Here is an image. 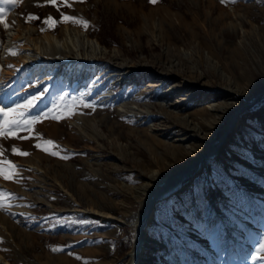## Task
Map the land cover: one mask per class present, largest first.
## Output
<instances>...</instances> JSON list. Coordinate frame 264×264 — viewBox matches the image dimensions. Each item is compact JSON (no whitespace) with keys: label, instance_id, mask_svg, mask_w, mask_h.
Returning <instances> with one entry per match:
<instances>
[{"label":"rangeland","instance_id":"obj_1","mask_svg":"<svg viewBox=\"0 0 264 264\" xmlns=\"http://www.w3.org/2000/svg\"><path fill=\"white\" fill-rule=\"evenodd\" d=\"M67 2L0 3L9 26L0 25V107L43 93L31 114L57 102L52 115L62 117L18 134L30 139L0 137V159L21 169V179L0 178V189L14 194L5 197L13 206L0 211V257L130 264L139 235L136 264H252L264 236V0ZM61 13L88 27L42 22ZM28 14L40 19L26 22ZM19 27H34L36 37L79 28L102 46L80 52L81 40L68 36L69 64L51 78L42 69L39 78L19 68L22 41L11 48L18 55L4 54L5 34ZM65 94V103L83 96L96 105L69 115L73 109L59 107ZM172 184L138 229L150 196ZM63 245L71 247L51 250Z\"/></svg>","mask_w":264,"mask_h":264},{"label":"snow or ice","instance_id":"obj_2","mask_svg":"<svg viewBox=\"0 0 264 264\" xmlns=\"http://www.w3.org/2000/svg\"><path fill=\"white\" fill-rule=\"evenodd\" d=\"M20 0H0V3L7 4L11 3L13 6H15L17 3H19ZM48 3L51 4H57V0H47ZM78 2H85V0H78ZM222 4L225 3H235L236 0H220ZM150 3H157V0H150ZM64 4L68 7H71V4L67 2V0H64ZM59 7V5H57ZM4 8L0 7V25H3L5 30L8 29V24L5 21V18L3 16ZM34 19H40L39 17L34 16L33 14H28V18L26 19V22H29ZM49 21L53 25L61 23V22H68L71 21L75 24H80L83 27H88V21L84 20L83 18L79 17H73L68 16L64 13H61V20H56L54 17H46L43 19L44 24H48ZM14 23V22H13ZM44 29L42 28L41 31ZM9 54L11 55H18L19 53L15 48L9 49ZM8 67H13L12 65H8ZM47 91V90H45ZM43 93H40V96H42ZM65 94L64 96L59 97V107L62 108L64 111H68L69 108L73 109L72 112L69 113V115L75 114L74 109L77 106L82 105L83 107L87 108H93L96 105L95 101L92 102H86L84 100V97H73L71 104L65 103ZM40 96H32L30 98H25L24 101L15 103L12 107H0V137L8 138V137H14L19 139H30L32 138L31 135L29 136H18V134L23 132H29L31 129H33V126L39 122L42 121L44 118H51L55 120H59L62 117L59 115H52V112L54 110H57L58 103L54 102L52 105V108L48 110H41L35 115H32V110L37 107L34 101H38L40 99ZM39 138V137H38ZM47 145H53L54 142L51 140H47L45 142ZM37 149H42L46 152L49 151L48 148H42V145L40 143H36L34 145ZM58 147V146H57ZM3 149L0 148V155H3ZM12 153L18 154L20 156H28L30 153L24 152L22 150H18L15 146L11 149ZM50 154L53 156H56L58 153L57 151H50ZM67 156H62L61 159H67ZM18 171H21L17 165L12 163L11 161H6L3 159H0V178H3L4 180H17L21 179L16 175ZM5 197H7L9 200H11L14 197L13 193L6 192L5 190L0 189V211H6L8 208L12 207V204H6L5 203ZM30 207H34L35 205H29ZM11 215H16V213H11ZM20 215H23L21 213ZM80 224H88V223H95L93 221L89 220H80L78 221ZM55 226V225H53ZM0 242L2 241V238H0ZM65 247H71V245H63V246H56L51 247L52 251H63ZM69 255H72L71 252L68 253ZM77 259H82L81 257L77 256ZM249 259L252 261V264H264V236H261L260 240L257 242V245L253 247V251L249 256ZM85 264H88L86 261Z\"/></svg>","mask_w":264,"mask_h":264},{"label":"bare ground","instance_id":"obj_3","mask_svg":"<svg viewBox=\"0 0 264 264\" xmlns=\"http://www.w3.org/2000/svg\"><path fill=\"white\" fill-rule=\"evenodd\" d=\"M67 28L68 29L63 28L59 32V34H55L53 32L47 31L44 34H41L37 37L35 36L36 29L34 27H30L26 29H20V27L19 29H10L5 34V44H4L5 53L4 54H6V51L11 49L14 46V43L16 41H19V42L22 41L20 42L21 48H22V52H25V54H22L20 58L19 68L21 70L26 69L27 72L33 76H39L43 69L45 70V76H47L48 78H51L54 75H56L57 72H61L64 65L69 64V62L65 60L66 52L68 53V51L63 50L62 48V45H64L63 42L66 41L68 36L70 35L77 36L81 40L83 47H81L80 52L85 48V46L87 47L85 49L86 52H91V51H88V49L90 48L95 49L98 46H102V43L98 39L92 38L86 30H81L79 28H73V29H69V27ZM72 50H69V51H72ZM103 53H106V52H103ZM119 53L123 54V51L119 50ZM4 57H5L4 62L6 65V75L7 77H11L13 73L11 69H9L8 67L9 57H7V55H5ZM86 66L92 67L93 64L91 63L86 64ZM48 69H50V71H47ZM39 78H42V76H39ZM1 92L2 91H0V93ZM206 155H209V154H205V156L202 155L201 159H205ZM183 185L186 186V184H183ZM176 187L178 186L172 184L170 186H167L164 188L162 187L154 191L153 195L150 196L147 202L148 203L147 210H145L139 217L140 220L137 222L138 229L143 228L145 222L149 219L150 216H149L148 210L151 207V205H153L159 199L160 196L161 197L165 196L167 193H169ZM183 189H187V188H184L182 186V190ZM110 219L115 220L112 217ZM234 238L237 242L240 241L238 235ZM142 245H143V240L138 235L136 239L134 240L133 248L130 251V255L132 257L130 264H136V257ZM0 264H9V263L6 262L4 258L0 257Z\"/></svg>","mask_w":264,"mask_h":264}]
</instances>
